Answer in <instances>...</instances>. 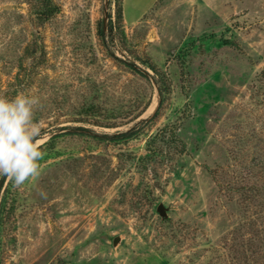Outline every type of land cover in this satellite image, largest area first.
<instances>
[{"label":"rangeland","instance_id":"374dc122","mask_svg":"<svg viewBox=\"0 0 264 264\" xmlns=\"http://www.w3.org/2000/svg\"><path fill=\"white\" fill-rule=\"evenodd\" d=\"M22 91L45 155L0 176V264H264V0H0Z\"/></svg>","mask_w":264,"mask_h":264},{"label":"clouds","instance_id":"9594fccd","mask_svg":"<svg viewBox=\"0 0 264 264\" xmlns=\"http://www.w3.org/2000/svg\"><path fill=\"white\" fill-rule=\"evenodd\" d=\"M40 100L30 92L8 97L0 92V176L22 187L38 180L45 155L41 144V128L35 120Z\"/></svg>","mask_w":264,"mask_h":264},{"label":"water","instance_id":"95a60500","mask_svg":"<svg viewBox=\"0 0 264 264\" xmlns=\"http://www.w3.org/2000/svg\"><path fill=\"white\" fill-rule=\"evenodd\" d=\"M158 210L160 211V213H161L162 215H165V214H166L165 208L163 207L162 204H160V205L158 206Z\"/></svg>","mask_w":264,"mask_h":264},{"label":"trees","instance_id":"16d2710c","mask_svg":"<svg viewBox=\"0 0 264 264\" xmlns=\"http://www.w3.org/2000/svg\"><path fill=\"white\" fill-rule=\"evenodd\" d=\"M121 13V12H120Z\"/></svg>","mask_w":264,"mask_h":264}]
</instances>
